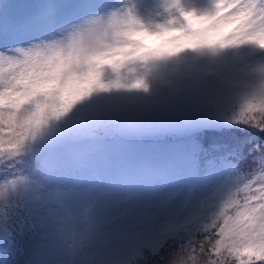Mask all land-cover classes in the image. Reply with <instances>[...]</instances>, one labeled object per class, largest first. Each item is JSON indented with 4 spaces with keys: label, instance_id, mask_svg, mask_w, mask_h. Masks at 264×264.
Masks as SVG:
<instances>
[{
    "label": "snow or ice",
    "instance_id": "snow-or-ice-1",
    "mask_svg": "<svg viewBox=\"0 0 264 264\" xmlns=\"http://www.w3.org/2000/svg\"><path fill=\"white\" fill-rule=\"evenodd\" d=\"M88 3L0 0V264H264V0Z\"/></svg>",
    "mask_w": 264,
    "mask_h": 264
},
{
    "label": "rangeland",
    "instance_id": "rangeland-1",
    "mask_svg": "<svg viewBox=\"0 0 264 264\" xmlns=\"http://www.w3.org/2000/svg\"><path fill=\"white\" fill-rule=\"evenodd\" d=\"M4 6V15L10 17L13 12L12 0H2ZM45 5L43 9L28 22L26 27L32 30L33 39L26 43L33 44L43 48L47 44L59 42L60 33L64 32L65 36L73 34L76 30L82 29L92 18L91 5L88 0H82L76 6L73 15L56 20L52 18L51 13L57 7V0H41ZM139 10L144 12L151 4L152 0H136ZM7 23V19L5 21Z\"/></svg>",
    "mask_w": 264,
    "mask_h": 264
},
{
    "label": "trees",
    "instance_id": "trees-1",
    "mask_svg": "<svg viewBox=\"0 0 264 264\" xmlns=\"http://www.w3.org/2000/svg\"><path fill=\"white\" fill-rule=\"evenodd\" d=\"M236 134L241 135V136H247L249 141H255V139L257 138L256 134H254L252 132L237 131Z\"/></svg>",
    "mask_w": 264,
    "mask_h": 264
}]
</instances>
